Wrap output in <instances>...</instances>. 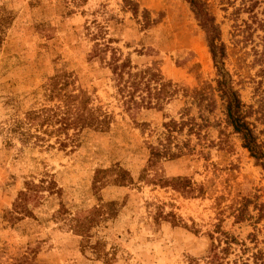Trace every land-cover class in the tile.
Masks as SVG:
<instances>
[{"label":"rangeland","instance_id":"rangeland-1","mask_svg":"<svg viewBox=\"0 0 264 264\" xmlns=\"http://www.w3.org/2000/svg\"><path fill=\"white\" fill-rule=\"evenodd\" d=\"M131 1L136 14L123 0H0L9 21L0 22V264H240L264 252V216L256 219L253 204V218L235 221L243 197L264 206V169L224 122L204 30L188 0ZM205 2L220 27L224 66L242 101L257 108L264 0ZM97 44L108 49L95 53ZM113 52L130 60L131 72L156 71L173 93L128 108L109 66ZM197 92L214 98L211 111L198 108ZM83 97L86 120L103 123L79 119ZM182 117L201 127L168 132L164 123ZM257 128L264 142V124ZM163 145L182 151L170 158ZM118 167L131 183L92 187L96 170ZM176 176L192 191L161 183ZM41 178L59 193L30 198L33 218L6 221L25 182ZM109 201L113 213L94 212ZM60 204L66 221L52 216ZM78 217H92L89 236L69 227Z\"/></svg>","mask_w":264,"mask_h":264},{"label":"trees","instance_id":"trees-1","mask_svg":"<svg viewBox=\"0 0 264 264\" xmlns=\"http://www.w3.org/2000/svg\"><path fill=\"white\" fill-rule=\"evenodd\" d=\"M123 1L125 2V5L129 6L132 12L136 14L137 4L132 2L131 0ZM188 2L195 16V19L205 33V39L216 70L214 90L217 93L219 100L221 101L224 122L226 126L231 128L233 133L238 135L239 139L241 140L242 146L248 151L249 155L255 160L258 165H260L264 169V142L260 138L263 130H258L257 128V123L264 124V101H260L257 108H253V106L247 105L242 101L239 91L233 84L231 75L224 66L226 49L225 44L221 39V31L219 25L215 22V18L209 11L205 0H188ZM3 21L6 22V18L0 17V22ZM8 22L9 21H7L6 23ZM107 49L108 48L106 46L104 48H100L97 44L95 46V53L106 51ZM109 66L115 76V79L117 80L119 91L126 93L124 102L128 105V108L138 107L139 105H142L145 99L151 96H154V98L156 99V103H159L161 99H165L173 93V89H170L171 84L163 81L161 75L156 71L151 70V68H145L143 70L131 72L129 70L131 67L130 60L128 58L120 60V58L117 57L114 52L111 56ZM124 72H126L128 75V78L125 80H123ZM121 83L122 85H120ZM152 83H154V86L151 88L150 85ZM144 91H146L147 96L142 95ZM136 92L141 93L139 94L140 101L136 100L135 98ZM192 96L199 109L203 110L205 109V107L207 111H211L213 109L215 100L208 94H205V92H197ZM86 100L87 99L85 97L81 98L79 105L76 107L80 111L77 113L80 117L79 119H82V121L87 125H92L93 123H95V125L97 126L98 122L103 123L102 120L98 121L94 117H91L94 120L91 119L89 122L86 120L87 118H85L83 114L86 109ZM146 103V105H150V100L146 101ZM28 115H30V113H28L27 116ZM183 115L187 114L183 113ZM38 117L40 116H36V118ZM251 117H253V120H250ZM31 119L35 118L31 117ZM191 120H193V118L186 117V119H183L182 117L178 122H176L175 120L165 122L164 126L168 132H171L172 130H181L185 125L189 126V132H192L194 131V129H199V127H201L200 124H195L193 122V125H191ZM45 121L46 120H41L39 122L40 126L45 125ZM44 131L48 130L45 129ZM48 133L51 134L52 132L49 131ZM162 147V154L170 158L178 157L182 151L181 146H177V151H173L170 146L163 145ZM106 173L112 174H110V176L103 175ZM132 181L133 177L130 175V173L122 168L118 167L109 170L99 169L94 173L92 187L94 189H97L100 185L105 184V182H111L115 185L121 186L131 183ZM161 183L164 185H170L172 186V188L183 191L185 193L192 191L189 180L181 176L172 177L169 180H162ZM55 187V182L47 178H41L38 183H34L32 181L25 182L24 190H20L18 192L16 198L12 203L11 210H8L6 212L4 219L9 223H13L15 221L23 219L26 216L33 218L34 214L28 207V200L30 198L38 196V194L43 191H48L49 194H58L59 188ZM242 200V204L235 209V221H241L247 217H254L248 212V206L251 203L253 204V210L257 211L256 219L259 220L264 216L263 204L257 202L256 199L254 200L253 198L251 199L248 197H243ZM114 204L115 203L113 201H109L98 209H95L94 212L106 211V213L111 214L114 211ZM106 208H108V212L107 210H105ZM68 214V209L63 204H60V206L54 211L52 216L56 220L66 221L68 218ZM92 217L85 221H82L81 217H78L75 219V223L72 222L74 218H70L68 220L70 221V223H72L71 225H69V227L76 234L89 236L88 232L91 223L93 222ZM221 234L225 235L226 233L222 232ZM225 237L227 236L225 235ZM249 259L251 260L250 263ZM17 264L23 263L19 262ZM208 264L216 263L215 260H209ZM240 264H264V252H262L261 250L252 252L250 258H241Z\"/></svg>","mask_w":264,"mask_h":264}]
</instances>
